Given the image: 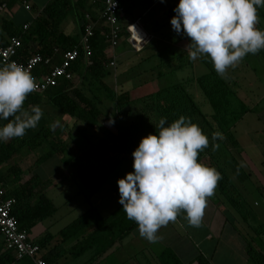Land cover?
I'll return each mask as SVG.
<instances>
[{
  "label": "trees",
  "instance_id": "1",
  "mask_svg": "<svg viewBox=\"0 0 264 264\" xmlns=\"http://www.w3.org/2000/svg\"><path fill=\"white\" fill-rule=\"evenodd\" d=\"M119 2L126 13L128 11L129 1L119 0ZM93 5L96 10L100 9L102 11L104 8L102 0ZM73 9L74 4L72 0H50L44 7L42 13L36 18L34 24L27 29H24V26L22 28H15L7 21L3 22V27L6 29L9 38L18 37L21 40L22 47L19 59L22 61L27 60L33 54H40L43 57H52L53 64H57L60 62L62 53L65 51L72 50L75 47H78L80 51V58L73 64L71 69L73 74L72 79H61L56 86L49 88L44 93H30L25 100L24 107L28 108L31 105H39L44 96L49 99L50 103L56 109L68 115L73 120L74 127L79 123L85 125L90 130L96 129L100 124L101 114V110L97 104L103 102V99L101 95L96 93L94 94V98H90L83 90L77 88V86H71L70 82L78 75L82 81L90 84L89 89L92 91L97 87L104 88L108 93L105 96L114 102L116 109L115 127L118 131L117 138L119 139V146L130 156L132 161H134L132 152L138 147L141 138L156 132L154 123H157L160 118H166L167 126V124L175 121L180 116L188 117L209 138V146L199 153L198 160L208 166L216 168L221 173L222 179L217 183L215 189L216 194L226 204L242 214L244 196L230 179L224 167L213 159L210 162H205L206 156L212 152L213 142L211 135L214 131L218 130L222 132L224 138L229 139L234 146H239L232 127L249 109L240 101L241 99L238 96V81L232 78L227 71L223 77L218 75L213 68L211 60L207 56H201L199 60L197 59L195 61L202 62L208 68L206 73L170 83L157 90L143 93V95L132 96L130 89L124 90L122 88L118 94L105 80V78L112 75V71L109 67L111 58L106 53L109 45L106 40L107 27L104 25L103 19L100 16L97 23H93L90 20V23L92 22L94 24V34L91 37V64L88 65L84 59L80 39L66 35L60 29L61 23L69 16ZM257 15L259 18L258 27L264 29V7L258 8ZM79 16L81 19L85 18L84 14ZM92 18H94V15ZM86 21L89 20L86 19ZM87 25L84 24L81 26L82 34L85 33ZM173 35L170 37L174 39ZM185 38L188 37L185 36ZM179 39H183V37L181 36L175 39L174 43L178 42ZM0 43L6 44L7 41L2 39ZM31 43L37 45V49L33 50ZM143 50L144 47L140 52ZM258 53L264 59V50ZM178 58H184V60L179 61L173 66L171 59H175L176 62ZM195 61L189 60L187 52L181 50L176 56L167 58L162 63L171 65L170 68L172 67V69L169 72H174L186 66L193 65ZM51 67L52 65H39L35 69V73L38 75L47 73ZM159 73L163 76L169 74L168 72L161 71ZM71 92L74 94H71ZM197 93H201L204 99L211 105L213 109L212 113H207L202 110L200 102L196 99L195 94ZM235 102L239 104L242 102L241 110L235 109ZM5 123L7 121H0V125ZM30 130H26L23 138H15L7 143H0V169L12 161L24 148L34 151L44 144L49 143V151L38 160L42 161L56 156L59 153L64 154L63 152L70 146V143L62 140V136L66 132L60 125L56 127L55 131H51L49 127L44 126H41L40 129L32 134L29 133ZM81 131H83L84 137L88 141L89 138L88 134H86V129L81 128ZM50 137H53L54 140L50 141ZM221 142L222 140L219 139L216 141L218 145ZM80 149L82 150L81 153L86 155L85 150L82 147H79ZM80 157L75 154L71 155L69 161H78ZM85 157L88 159L87 156ZM115 166L116 164L112 163V168L110 167V169H114ZM80 167L91 178L96 189L101 188L107 177L101 175L97 177L95 171L98 168L92 166L89 159L86 164L83 162ZM12 174H9V177H7L5 173H0V183L5 186L8 195L16 199L13 214L17 217L20 228L30 234L32 227L40 220L52 215L56 207L42 189L47 184L41 182L38 175L35 174L27 181L22 182L20 181L22 178L18 180L23 174L22 169L18 168L15 175L10 178ZM243 218L246 219L244 216ZM137 229L138 226L136 223L127 219L122 205L116 207L108 215H103L97 207L92 206L63 227L55 236L60 238L62 244L77 241L73 245L71 253L75 257L90 254L86 263L92 264L114 244L119 243ZM0 235H2L1 231ZM55 236L47 234L35 240V242L41 248H45V246H49L50 240ZM248 240L249 258L255 264H264V243L259 242L257 245L259 249L255 248L252 238L249 237ZM56 248L57 246L51 250ZM158 257L161 264H184L175 251L170 248H164ZM14 260V253L5 249L3 240L0 243V264H10ZM45 260L46 263L49 262L48 258ZM196 261L199 264H210L202 255H199ZM122 264H133V262L131 263V258H128Z\"/></svg>",
  "mask_w": 264,
  "mask_h": 264
},
{
  "label": "clouds",
  "instance_id": "2",
  "mask_svg": "<svg viewBox=\"0 0 264 264\" xmlns=\"http://www.w3.org/2000/svg\"><path fill=\"white\" fill-rule=\"evenodd\" d=\"M264 0H179L170 24L177 34L190 38L188 58L207 56L215 72L224 76L248 55L264 50V29L257 27L258 8ZM36 82L22 65L0 67V143L23 138L43 116L39 105L24 107ZM109 123H114L110 120ZM58 122L49 125L55 131ZM155 133L141 138L132 152L133 171L118 179L119 203L139 235L158 241L159 229L174 222L183 210L192 227L202 224L207 200L214 195L221 173L198 160L209 138L190 118L180 116L167 124L160 118ZM223 140L220 131L211 135L212 150ZM242 166V164H241Z\"/></svg>",
  "mask_w": 264,
  "mask_h": 264
},
{
  "label": "rangeland",
  "instance_id": "3",
  "mask_svg": "<svg viewBox=\"0 0 264 264\" xmlns=\"http://www.w3.org/2000/svg\"><path fill=\"white\" fill-rule=\"evenodd\" d=\"M128 1L127 12L130 15L133 14L137 16L146 7H148L153 0ZM178 3L179 0H159V2L153 5V7L149 10V14L145 17L142 24L144 25L145 23H148L147 29L150 31H158L159 36H162V34L171 30L172 26L170 24V20L175 15L174 8ZM72 14L69 15L70 18H72ZM155 18H157V22L154 21ZM167 22H169V25ZM65 24V22L61 24L62 28H64ZM71 33L75 35L76 32ZM179 37H181V34H175L174 36L175 39H178ZM163 45L164 44L162 43H158L155 46L151 45L141 53L128 52V56H124L121 59V56L123 55L122 52L121 56L118 57L117 64L115 66L109 65L112 75L109 76L110 78H107V80L110 81L111 87L118 94L121 92L122 88L124 90L130 89L132 96H138L139 94L157 90L169 85L170 83H175L188 77L199 76L208 71V68L202 62L195 61L193 65L187 66L186 68L169 72L172 67L170 68L169 65L160 63V60L176 56L182 49H178V47L174 46L170 49L164 50ZM124 48L125 43L122 42L118 49L124 51ZM155 53L159 54L156 60L161 64L156 68V73H159L160 71L168 72V75L160 77L153 74L151 75V73H145L146 70L150 68L149 65L143 66L138 64L141 58ZM182 60H184V58L176 59L173 66ZM227 73L238 81V88L236 87L238 89V96L241 99L240 101H242L247 106L246 108L249 109L246 114L242 115L243 117L235 123V137L240 141L241 145L238 150L242 151L245 147L246 149L244 151L247 154L264 159V59L259 53L255 55L248 54L238 63L236 67H230L227 70ZM70 85L77 86V88L83 90L90 98H94L95 93L101 95L103 105L101 107H99L101 104L97 105L98 108H102L100 119L102 121V125H104L107 129L104 127L98 128L104 137L99 139L96 132L91 133L90 136L89 132L91 131L83 124L78 123L76 127H74L73 120L68 115L56 109L50 103L49 99L43 96L41 103L39 104L42 109L43 116L37 127L31 129L29 133H35L41 126L49 127L51 123L58 122L57 126H62L66 132L62 136V140H66V142L70 143V149H68V147L67 150L63 152L64 154L59 153L56 156L48 158L36 165L38 158L49 151L50 144L46 143L34 151L24 148L20 154L16 155L14 159H12V161L1 168V173H5V176L7 177H9V174L13 173L10 178L15 175L18 168L22 169L23 174L20 178H18V180L22 178V180H20L22 182L27 181L30 178L32 175L30 171L35 165L41 178H43V175L45 174L47 176L59 174L56 181L55 178H53L55 182L51 186H47L45 188L46 194L53 199L59 209L56 216L60 219H58L59 222L55 223V225L51 228L53 233L59 232L63 227L84 213L88 207H91V204L96 203V207L100 209V212L103 215L111 213L116 207L121 205L119 203L120 194L117 184L118 179L125 176L128 172L133 171L130 167L131 163H129V161L121 155V152L113 147L115 146L113 141L114 135L112 134V130H109V128H113V123L109 124L108 122L110 120L113 121L114 116L106 114L108 109H110L108 113L112 114V110L115 108V105L112 100L105 96V94H108L107 91H105L102 87H97L92 91L89 89L90 84L86 81H82L78 75H76L70 82ZM71 94L74 93L71 92ZM195 95L196 99L201 104L202 110L207 113H212L213 109L204 99L203 95L201 93H197ZM242 102H240V104L235 102V109L241 110ZM81 128L86 129V134H88L89 139L92 141L95 140L94 144H92L93 142H87L83 131L80 132ZM74 137L75 139L73 140ZM14 139L15 138L11 140ZM97 139H99V142H97ZM49 140L53 141L54 139L53 137H50ZM55 141H57V139H55ZM79 147H82L85 150L86 155L81 153L82 150H79ZM74 154L81 157L78 161L71 160L69 166L73 165L80 167L83 162L86 164L89 159L92 166L98 168L95 171L96 176L98 177L101 175L107 177V179L95 194L90 205L85 204L84 206H81V204L70 212L69 210H71L70 208H73V204L78 203L79 205L78 201L82 200L80 190H83V193L86 194L89 192L88 189L91 186V182L88 176L84 174L83 170H81V175L78 176L73 174L74 171L72 168H65V171H63V160H68L69 157ZM85 156H87L88 159H86ZM105 156L106 159L104 158ZM117 159H119L118 162ZM113 161L116 166L114 169H110V167L112 168ZM89 183L90 186H87ZM246 187L247 194L245 193V197L243 198L244 205L242 209L243 211L241 212L242 214H239L238 212L240 222L238 227L241 230L250 233V238L254 240L255 248H259V246H257L259 242L262 240L264 243V223L261 222L256 214H253L255 208L253 201L256 199L253 197V193H257V195L259 194L257 188H255L250 181L247 182ZM261 204V207L264 209V202H261ZM242 215L246 219L242 218ZM166 236L167 237L165 238L167 239L159 238L157 242L151 243L142 238L137 229L116 245H119L120 247L118 246L116 252L113 253L115 257L112 258L111 263L118 264L119 262L125 261L131 257V263L133 262V264H157L156 262H158V260L153 252H161L163 247L167 245L165 241L171 237L170 234H167ZM116 246L113 250H115Z\"/></svg>",
  "mask_w": 264,
  "mask_h": 264
},
{
  "label": "crops",
  "instance_id": "4",
  "mask_svg": "<svg viewBox=\"0 0 264 264\" xmlns=\"http://www.w3.org/2000/svg\"><path fill=\"white\" fill-rule=\"evenodd\" d=\"M49 1L50 0H0V40L5 39L8 42V39H9V35L7 31L3 27L4 21L9 22L15 28H22L25 24H28L29 27H31V25L34 24L36 18L40 15V13H42L44 7ZM72 1L74 4V9L69 15L73 13L72 14L73 16L72 18L68 16L63 21L66 23L64 28H62V25H60V29L66 35H70L74 38L80 39L82 36L81 26H83L84 24L87 25L90 23V21H86L87 19L86 15H90L91 17L90 20H92L93 23H97V21H99L101 10L100 9L96 10L91 0H85V1L72 0ZM157 2H159V0H153L151 4L148 7H146L142 12H140L137 16L133 14L130 15L128 12L126 13L123 12V14L120 17V24L123 27L124 31H123V37L120 42V45L122 42L125 43V48H124V51L119 50L118 48L115 50L118 57L121 56L122 52H123V55L121 56V59L124 56L125 57L128 56V52L129 53L130 52L141 53L142 51L140 52V50L143 47L145 50L147 47L151 45L155 46L158 43L164 44L163 45L164 50L170 49L167 47L176 46L178 47V49H182L183 51L186 52V46L189 45L191 42L189 40L190 38H185V36L181 34L183 39H179L178 42L174 43L175 38L173 39L170 36L172 34H174L173 36H175V34L177 33L172 29V27L170 31H167L165 34H162V36H159L158 31L157 32L155 30L150 31L149 29H147L148 23H145L144 25L142 24L145 17L149 14V10ZM27 4L30 6V8L26 7ZM82 14H84V17H85L83 19H81L79 16ZM93 15H94V18H92ZM154 21L157 22V18H155ZM135 22L144 30L145 34L147 35V39L143 42L142 48L138 51L135 50V47L130 40V34L127 31V26ZM167 24L169 25V22H167ZM71 32H76V33L74 35ZM31 47L33 48V50L37 49V45H35L34 43H31ZM110 52L111 51H109V48H107L106 53L109 54ZM158 56L159 54L155 53L152 56L149 55V56L143 57L140 59L138 64L143 65V66L149 65L150 68L146 70L145 73H151V75L153 74L156 76H163V75H160V73L159 75L158 73H156L157 72L156 68L161 65L160 63H162L163 60H167V59H162L160 60V63H159L156 60ZM200 57H198L197 59L199 60ZM174 62L175 60L171 59L172 65L174 64ZM166 64L167 63H165V65ZM107 78H110V77L108 76ZM107 78H105V80L110 84V81L107 80ZM139 95H143V94H139ZM100 104L101 105H99V107L103 105L102 102ZM99 109L101 110L102 108H99ZM109 110L110 109H108V112ZM112 111H113L112 114L107 112L106 115L114 116L113 117L114 123L112 124L113 128L108 127L109 130L110 129L112 130V134L114 135L113 141L115 143L114 144L115 146L113 147H115L119 152H121V155L124 156L129 161V163H131L130 167L131 169H133L132 159L119 146V139L117 138L118 131H117V128L115 127L116 109L114 108ZM245 114L246 113H244L243 115ZM98 127L100 128L104 127V125H102L101 119H100V124ZM97 128L94 130L89 129L91 131L89 132L90 136H91V133L96 132V135L99 137V139L100 138L102 139L104 135L101 134L100 129L99 128L97 129ZM234 128H235V125L232 127V131L235 136L236 128L235 130ZM99 139H97V142H99ZM237 141L239 142V146H234V144H232V142L229 139L224 138L222 142L220 143L219 147L215 151L212 150L211 154L206 156L205 162H210L213 159L217 161L218 163H220L226 170L230 179L235 183V185L238 187L239 191L244 197H245V193L247 194L246 185L248 181H250L254 185V187L257 188L259 195H257V193H253L254 194L253 197L256 198L253 201V205L255 207L253 214H256L258 218L261 220V222L264 223V218H263L264 209L261 207L262 205L261 202H264L263 201L264 200V159L247 154L244 151L246 149L245 147H244V150L239 151L238 148L241 145L238 139ZM87 142L88 143L93 142L92 144H94L95 140L92 141L91 139H88ZM104 158L106 159V156ZM38 160L36 162V165L44 161V160L42 161H38ZM65 160H63L64 161L63 171H65V168H72L74 171L73 174L75 176L81 175V170H82L81 167L73 166V165L69 166V164L71 163L70 162L71 160L70 161L69 159L67 161ZM118 161L119 159H117V162ZM36 165L30 171L32 174L31 176L35 174L38 175L41 182L43 183L45 182L47 184L45 185L44 188H42L44 191H46L45 188L47 186H51L56 181V178L59 177V174L54 175V176H47L45 174L43 175V178H41L40 174L37 172ZM0 173H1V169H0ZM53 178H55V181L53 180ZM88 178L91 182V186H90V183L87 185V186H90L88 189L89 192L84 194L83 190L82 191L80 190L82 200L78 201L79 205L78 203H74L72 206L73 208H70L71 210H69L70 212L74 210L75 208H77L78 206H80L81 204H82L81 206H84L85 204L90 205L95 194L100 189V188L96 189L95 184L93 183L91 178L90 177ZM51 201L54 203L53 199H51ZM256 202L258 204H256ZM54 205L56 207V210L53 212V214L40 220L32 227L30 236L34 240H38L46 236L47 234H51L54 236L58 234V232L53 233L51 231L52 230L51 228L55 225V223H58L59 222L58 219H60L58 216H56L59 212L58 206L55 203ZM92 206L96 207L97 204L96 203L91 204V207ZM89 208L90 207H88L87 209ZM185 215L186 214L184 213V211L181 210L178 213L177 218L174 222H169L168 225L161 227L157 233L159 235L158 237L161 239L167 237L166 236L167 234H170L171 238L168 239L169 241L168 240L165 241L167 245H165L163 249L164 248L173 249V251H175V253L178 255V257L181 259V261L184 264H199L196 261V258L199 255H202L205 259H207L210 262V264H255L249 258V255H248V241H249L248 239L251 236V234L241 230L238 227L240 225V222H239V215H238L237 210H235L234 208L226 204L224 200H221V198L216 194V191L214 192V195L209 197L207 200V205H206L204 216L202 219V224L199 228L190 226L187 220L185 219ZM2 241H3V236L0 235V243H2ZM76 242L77 241H73V242L62 244L60 241V238L58 236H55L53 239L50 240V244L48 247L45 246V248H41L39 257H41L44 260L48 258L49 262L47 264H87L86 262L89 259L90 254H84L80 257H75L71 253V249ZM260 242H262V240ZM117 244L118 242L114 244L111 248H109L103 255H101L92 264H112L111 263L112 258L115 257L113 253L116 252V250L118 249L117 247L119 246V245L116 246ZM55 246H57V248L54 250H51ZM115 246L116 248L115 250H113ZM153 253L155 257L157 258L158 262L161 264L159 257H158L160 252L158 253L153 252ZM123 262L124 261L119 262L118 264H122ZM158 262L156 263L159 264ZM20 264H35V263L31 259L25 258L20 261Z\"/></svg>",
  "mask_w": 264,
  "mask_h": 264
},
{
  "label": "built area",
  "instance_id": "5",
  "mask_svg": "<svg viewBox=\"0 0 264 264\" xmlns=\"http://www.w3.org/2000/svg\"><path fill=\"white\" fill-rule=\"evenodd\" d=\"M94 3L101 0H91ZM104 5L103 10L100 13L101 18L104 21V25L107 27L106 40L108 42L109 51L108 55L111 58L110 66H115L118 61V56L115 53L119 47L123 37V27L120 24V17L124 12V8L121 6L119 0H102ZM27 8L30 6L27 4ZM86 18L90 21V15H86ZM134 26L141 28L136 22L127 26V31L130 34V40L133 43L135 50H140L143 46V42L147 39V35L144 33L141 41L135 37L133 30ZM29 27L28 24L24 25V29ZM94 24L89 23L86 27L85 33L80 38V46L84 52V59L87 64H91L92 46L91 37L94 34ZM140 44V47L137 46ZM22 47L21 40L18 37H10L6 44L0 43V67L6 66L10 63H16L22 65L26 71H28L36 82V90L32 93H44L51 87L56 86L61 79H72V66L80 58V51L78 47L72 50H67L62 53L60 63L53 64L52 57H43L40 54H33L25 61L19 59L20 50ZM57 51V49H56ZM39 65H52L47 73L36 74L35 69ZM16 204V199L9 196L7 189L0 183V231L4 240V247L10 250L15 255V260L10 264H20V261L24 258H30L35 264H47L44 259L39 257L41 247L35 242L30 234L21 229L17 217L13 214V208ZM256 204H258L256 202Z\"/></svg>",
  "mask_w": 264,
  "mask_h": 264
},
{
  "label": "bare ground",
  "instance_id": "6",
  "mask_svg": "<svg viewBox=\"0 0 264 264\" xmlns=\"http://www.w3.org/2000/svg\"><path fill=\"white\" fill-rule=\"evenodd\" d=\"M133 30L135 32V37L141 41L142 37L144 36V30L142 28H139L138 26H134ZM137 46L140 47V44L137 43Z\"/></svg>",
  "mask_w": 264,
  "mask_h": 264
}]
</instances>
